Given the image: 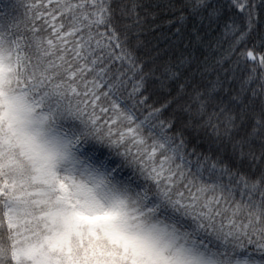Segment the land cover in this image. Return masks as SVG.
I'll return each instance as SVG.
<instances>
[{
  "label": "snow or ice",
  "instance_id": "6c2138e0",
  "mask_svg": "<svg viewBox=\"0 0 264 264\" xmlns=\"http://www.w3.org/2000/svg\"><path fill=\"white\" fill-rule=\"evenodd\" d=\"M0 264H264V0H0Z\"/></svg>",
  "mask_w": 264,
  "mask_h": 264
}]
</instances>
